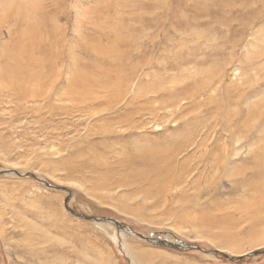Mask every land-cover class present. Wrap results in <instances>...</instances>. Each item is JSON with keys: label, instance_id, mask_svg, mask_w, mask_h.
I'll return each mask as SVG.
<instances>
[{"label": "rangeland", "instance_id": "rangeland-1", "mask_svg": "<svg viewBox=\"0 0 264 264\" xmlns=\"http://www.w3.org/2000/svg\"><path fill=\"white\" fill-rule=\"evenodd\" d=\"M23 7L15 44L32 13L42 44L0 83V264H264V0H0V21Z\"/></svg>", "mask_w": 264, "mask_h": 264}, {"label": "bare ground", "instance_id": "bare-ground-1", "mask_svg": "<svg viewBox=\"0 0 264 264\" xmlns=\"http://www.w3.org/2000/svg\"><path fill=\"white\" fill-rule=\"evenodd\" d=\"M26 6H28V5H26ZM32 6H33V4H32ZM26 10H27V8L23 7L16 16H9V17L5 16V17L1 18V21H0V23L4 24V27H6V29H7V34H8L7 37L10 38L11 37L10 34L14 36V40H12L11 42L8 41L9 45H11V50H9V48L6 46H3L0 48L2 50V51H0V56H3L5 54L9 53V51L13 52L11 57L5 58L2 61L0 60V83L2 84L3 90H6V89L7 90L8 89L17 90V89H19L16 87L17 86L16 83L20 79L23 59L24 58L32 59V58L37 56V53L40 52V51H38V49L41 47L42 43H41L40 39H38V37H37L39 31H38V22H37L36 16L38 17V14H35V13L30 14V17L32 18V20L28 19L31 22V25H28V27L29 26L30 27L23 30L24 33L29 35V40L24 45L31 46L32 50H30V53L29 52L27 53V51L25 50V46L23 44H20L19 46H17L15 44L16 42L20 41L19 40L20 34L18 35V33L20 31H18V29H15V27H17L19 23H21V22L23 23V19H24V15L26 14ZM11 19H13V20H11ZM0 29H1V26H0ZM1 34L5 35L6 32L4 30H2V31L0 30V36H1ZM53 48H54V46H53ZM53 55H54V53H53ZM39 57L42 58V56H38V58ZM55 59H57V58H55ZM253 73H254V71H253ZM21 78L26 79L27 81H33V80L38 79L35 74H25ZM168 81H170V80H168Z\"/></svg>", "mask_w": 264, "mask_h": 264}, {"label": "water", "instance_id": "water-1", "mask_svg": "<svg viewBox=\"0 0 264 264\" xmlns=\"http://www.w3.org/2000/svg\"><path fill=\"white\" fill-rule=\"evenodd\" d=\"M46 185H48L49 183L45 182ZM49 186V185H48ZM67 209L73 213L74 215H76L77 217H81L84 219H92V220H96V221H107V222H112L116 227L123 229L124 231L130 232V233H134L133 230L126 226L123 225L122 223H120L118 220L116 219H112L109 217H96V216H92V215H87V214H83V213H76L75 211H73L72 209H70L68 206H66ZM140 237H142L143 239L147 240L149 243L153 244V245H158V246H168L170 248L176 249V250H187V249H192V248H196V249H201L199 246H195L192 243H187V242H181V241H177L175 239L172 238H168V237H163V236H157V237H153L152 234L148 235V236H143V235H139ZM264 251V249L262 250ZM262 251H251L250 253H248V255H253V254H257L260 253ZM208 253H221L223 256L231 259V260H237L239 257L241 256H237V257H232L229 256L219 250L213 249V250H209L206 251Z\"/></svg>", "mask_w": 264, "mask_h": 264}]
</instances>
